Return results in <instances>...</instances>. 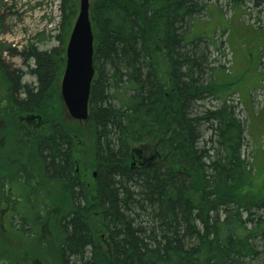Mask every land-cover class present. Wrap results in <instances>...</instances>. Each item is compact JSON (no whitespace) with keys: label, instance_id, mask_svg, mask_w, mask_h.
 Segmentation results:
<instances>
[{"label":"trees","instance_id":"obj_1","mask_svg":"<svg viewBox=\"0 0 264 264\" xmlns=\"http://www.w3.org/2000/svg\"><path fill=\"white\" fill-rule=\"evenodd\" d=\"M211 1L221 0H91L89 159L78 160L79 134L46 108L59 95L64 47L32 45V82L8 76L19 106L47 123L36 145L51 187L64 190L48 220L55 239L63 232L60 264H264V180L245 155L243 105L212 59L227 35L218 45L191 34Z\"/></svg>","mask_w":264,"mask_h":264},{"label":"rangeland","instance_id":"obj_2","mask_svg":"<svg viewBox=\"0 0 264 264\" xmlns=\"http://www.w3.org/2000/svg\"><path fill=\"white\" fill-rule=\"evenodd\" d=\"M74 2L75 0H0V54L7 63L14 68L24 69L28 62L25 61L24 54L29 52L32 45L44 52H50L61 45L65 47L78 14L79 0L70 24L64 23V16L68 12L66 7H74ZM246 2L245 6L238 9L232 8L227 0L211 1L207 14L194 22L191 34L206 37L209 41L218 39L219 45L222 40L225 41L224 37L219 38L220 33L226 32L227 42L220 50L211 47L212 59L217 61V67L229 75L231 91L237 92L229 99L235 104L243 105L242 118L250 126L245 155L251 162L255 159L259 178L264 180V6L256 8L250 0ZM28 81L32 82V79ZM58 89L60 91V83ZM221 104L220 100L210 99L205 105L211 108ZM59 110L60 108L55 109L56 117L63 123H68L79 134L78 160H82L83 156L89 159L92 149L91 138L85 128L86 122L75 121L67 113L61 118ZM77 165L81 167V162ZM4 175L10 179L13 173L6 170ZM18 187L24 189L20 184ZM17 209L18 214L10 220L17 231H4L3 221L0 220V264H60L55 251L63 232L55 239L54 235L58 233L55 227L57 222L50 223V216L47 217L53 214L52 206H45L44 212H39L41 208L36 203L25 211L24 204H17ZM21 219L27 221L28 227L25 229L20 226ZM6 224L8 226L9 220ZM34 224L49 229L40 233ZM27 229L30 232H26Z\"/></svg>","mask_w":264,"mask_h":264},{"label":"flooded vegetation","instance_id":"obj_3","mask_svg":"<svg viewBox=\"0 0 264 264\" xmlns=\"http://www.w3.org/2000/svg\"><path fill=\"white\" fill-rule=\"evenodd\" d=\"M26 65L24 69L14 68L0 54V220L3 221L4 231H17L10 223L15 214H18L17 204H24L23 211L29 210L35 203L42 210L43 204L47 207L51 203L60 202L64 191L51 187L57 181L46 173L45 163L36 145L37 137L50 136L47 123L40 114L19 106L12 92L9 75H18L22 85L29 83L30 78L33 80L28 62ZM50 102L53 104L47 105L48 110L56 115L55 109L60 108V117L66 116L67 109L61 94L51 96ZM6 170L13 173L10 179L4 175ZM18 184L24 189L18 187ZM59 187L62 188L60 185ZM41 210L39 212H44V209ZM49 215L48 220L52 217V214ZM34 227L40 233L49 229L39 224Z\"/></svg>","mask_w":264,"mask_h":264},{"label":"water","instance_id":"obj_4","mask_svg":"<svg viewBox=\"0 0 264 264\" xmlns=\"http://www.w3.org/2000/svg\"><path fill=\"white\" fill-rule=\"evenodd\" d=\"M90 0H81L79 14L67 47L62 80V98L74 120L87 121L94 68V34L90 19Z\"/></svg>","mask_w":264,"mask_h":264}]
</instances>
